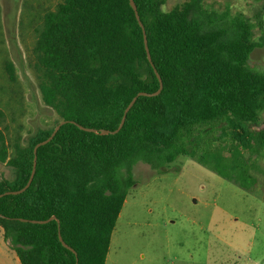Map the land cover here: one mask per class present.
<instances>
[{"label":"trees","instance_id":"1","mask_svg":"<svg viewBox=\"0 0 264 264\" xmlns=\"http://www.w3.org/2000/svg\"><path fill=\"white\" fill-rule=\"evenodd\" d=\"M134 1L154 65L130 0H61L42 15L33 46L41 98L57 121L9 139L0 107V163L16 170L0 178V226L21 264H106L139 161L156 168L188 155L241 187L252 178L237 167L264 147V72L249 64L264 36L246 17L224 26L196 16L205 0L170 10L167 0ZM4 69L17 79L13 60ZM156 70L161 92L138 96L118 132L79 126L116 129L136 94L160 88ZM62 120L37 150L31 185L7 193L24 187L35 145Z\"/></svg>","mask_w":264,"mask_h":264},{"label":"rangeland","instance_id":"2","mask_svg":"<svg viewBox=\"0 0 264 264\" xmlns=\"http://www.w3.org/2000/svg\"><path fill=\"white\" fill-rule=\"evenodd\" d=\"M59 1L0 0V107L9 139L16 133L27 138L58 119L41 98L33 46L42 15ZM184 1L167 0L163 8ZM194 14L224 26L246 17L255 38L264 36V0H205ZM7 60L15 63V81L4 69ZM249 64L264 72V46L253 50ZM247 164L237 167L252 176L244 188L188 155L156 168L137 162L136 183L112 233L106 264H264V147ZM15 175L0 163V178ZM0 264H21L1 226Z\"/></svg>","mask_w":264,"mask_h":264},{"label":"water","instance_id":"3","mask_svg":"<svg viewBox=\"0 0 264 264\" xmlns=\"http://www.w3.org/2000/svg\"><path fill=\"white\" fill-rule=\"evenodd\" d=\"M130 3H131L132 7H133L134 10H135L136 17L138 18L140 24H141L142 27H143V30H144V36H145V45H146V50H147V53H148V58H149V60L152 62V56H151V54H150V50H149V46H148V40H147V37H146V31H145V28H144V24H143V22L141 21L140 14H139V12H138L137 4H136V2H135L134 0H130ZM152 64H153V62H152ZM153 65H154V64H153ZM156 73H157V75H158V77H159V79H160V82H161V84H160V88H159L157 91L153 92V93H148V92H143V91H141V92H139L138 94H136V95L133 97V99L130 101V103L128 104V106L125 108V111H124V115H123V117H122V120H121L119 126H118L116 129H114V130H109V129H105V128L98 129V128H94V127H85V126H83L82 124H79V126H80L81 128H83V129H85V130L93 131V132H95V133H101V134H109V133H116V132H118V131L123 127L124 122H125V119H126V116H127V113L129 112V110L131 109V107H132V106L134 105V103L136 102L138 96H140V95H156V94H158V93L161 92V90H162V88H163L162 78H161L160 74L157 72V70H156ZM68 121H69V120H62V121H60V122L54 127V129H53V131H52V133L50 134L49 137H47L46 139H44V140L38 142V143L35 145V147H34V153H35L34 166H33V171H32V173H31L30 178L28 179V181H27V183L24 185V187H22L21 189H19V190H15V191H7V193H20V192L26 190V189L31 185V183H32V181H33V178H34V175H35V170H36V165H37V150H38V148H39L41 145H44V144L48 143L50 140H52L53 137L55 136V134L57 133V131L60 129V127H61L63 124H65L66 122H68ZM70 121H71V122H75L74 120H70ZM0 215H2V214L0 213ZM51 219H57V217H56V216H52L50 219H47V220H33V222L44 223V222H47V221H49V220H51ZM58 221H59V219H58ZM59 237H60V240L62 241V243H63L66 247H68V248L72 249L73 251H75L70 245H68V244L64 241V239H63L61 233H59Z\"/></svg>","mask_w":264,"mask_h":264}]
</instances>
